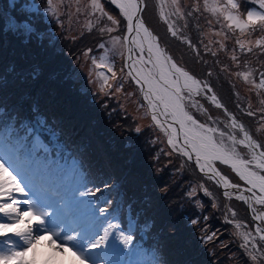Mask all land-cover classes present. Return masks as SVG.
<instances>
[{
  "label": "rangeland",
  "instance_id": "rangeland-1",
  "mask_svg": "<svg viewBox=\"0 0 264 264\" xmlns=\"http://www.w3.org/2000/svg\"><path fill=\"white\" fill-rule=\"evenodd\" d=\"M8 2L10 5H7L4 0H0V16L4 19L5 31H11L10 40L4 44L9 53L0 57V75L6 77V79L12 77V84L8 86L36 80L44 85L45 77L41 73L34 71L33 64L30 66L27 64L34 62L35 59H43L41 54L43 46L46 44L50 45L53 42L51 48L57 50L58 61H54L52 66L57 63L56 71L58 75L61 78L66 76L68 83L71 84L68 91L72 92L74 90L72 94H69L72 106L67 109L76 116L85 117L82 123H87L86 127L98 141L97 145L100 143L113 159V170L111 175L108 174V178L114 176L119 166L128 168L132 164V161L127 158V154L131 152V148L133 149L136 173L129 176L133 184L128 185L124 182L128 198L133 193H141L145 187H148L153 182L157 166L152 165L150 161H145L140 167L138 164L140 159H135L136 151L142 147L148 153L150 146L153 147L151 150L153 158H157L160 162L169 163V169L166 170V173L171 181L178 176L180 179L190 182V184H202L210 188L209 193L201 186L193 189L192 186H189L186 190H194L198 194L202 196L204 194V197L210 198L216 196L213 189L218 188L220 195L228 199L237 200L235 197L240 194L241 190L247 188V185L239 179L230 166L222 165L218 161L214 162L213 166L223 176L229 179L232 184L239 185V188L225 189L222 183H218L216 179H209V176L199 170L194 156L189 159L168 144V133L165 131L164 118L159 113H156L159 123L163 126H158V121L152 119L155 109L150 107L144 99V92L137 83L134 71H131V63L127 61L128 45L126 40L128 38L125 39V35L127 36L128 33L127 21L110 0H98L99 9L93 7V0H51L50 5L48 0H8ZM142 2L143 7L140 17L144 26L155 36L157 46L159 44L165 55L170 56L178 67L199 80L201 86L207 84L212 89L211 92H206L203 96H195L191 101L186 100L184 110L189 115H192L198 123L224 131L225 137L223 139L228 147H232L228 136L234 135L237 140L243 139L244 135L239 130L240 126L257 144L264 145V89H260V94L258 90L252 93L255 85L259 83L254 78V67H246L244 64L236 67L229 64L224 57L219 56V59L224 62V69L222 70L224 74L233 73L238 75L250 72L249 80L245 81L243 76L239 75L237 83L227 85L218 78L203 77L204 72L208 73L210 71L206 57L211 55L210 51L212 49L216 50L219 44L223 43L226 39L225 32H231V39H226L223 45L232 42L233 35L240 32L238 30L229 31L224 26L223 21L219 23L220 20L218 21V19L220 16H214L205 9V0H176L175 4L172 3V0H142ZM218 2L223 4L225 1L218 0ZM238 2L241 7L247 8V0H238ZM208 3H213V0H208ZM14 5V13L19 16L12 14L10 6ZM109 6L116 11V15L113 18L116 21L115 24L108 19V16L112 17L107 11ZM161 11L164 12L168 21L178 30V37H173L168 31V24L160 18ZM238 12L242 17L245 16L243 11L238 10ZM188 13L192 16V22ZM31 14L33 15L32 19L26 17L28 15L31 18ZM87 32L95 35H103L105 33L106 37L94 49L83 50L84 52L75 56L69 63L64 56H61L57 47L58 42L64 41L72 45L73 38L79 36L78 34ZM217 33L222 34L217 35ZM195 34H198L201 38H196ZM237 36L239 35H235V39ZM261 36L262 34L256 31L250 36L245 34L242 41L245 45H248L249 42L255 43ZM186 39L190 40L194 48L182 42ZM212 43L215 44L212 45ZM133 49L135 57L140 58L143 55L146 60L148 59L146 51L140 53L135 47ZM251 53H254L251 56L254 59L261 58L263 63L254 66L260 67L264 72V49L255 44V48ZM220 54L228 56V53ZM145 64L151 68V64ZM15 65L21 66V68L13 71ZM4 67H7V71H3ZM109 68L112 71H109ZM20 76L25 78L22 80ZM56 83L58 86L67 87L65 83ZM88 91L89 103L92 106L95 105V118L90 115V106L86 103L85 95H87ZM184 95L187 96V93H184ZM211 95L216 96L222 105L221 108L215 107L205 98ZM258 95H260L259 100H254V97ZM192 102L202 106V109L192 107ZM249 111L253 112L254 115H248ZM110 113L114 114L116 119L110 124L114 131L111 136H108L110 133L105 132L106 119H104V115L109 117ZM127 113H130L131 117L126 116ZM230 114L236 120H239L237 123L238 126L240 125L239 127L235 129L230 127L231 121L228 119ZM244 114L252 122L247 120ZM169 121H171V118H169L168 123ZM226 124L229 127H225ZM122 127L129 129L132 134L140 133L134 138L136 139V145L130 146L128 143L123 142V135L120 130ZM137 129L140 131H137ZM148 131L149 134L145 138ZM142 134L144 135L143 137ZM216 139L219 141L221 138L217 135ZM179 144H183L182 138L179 140ZM235 147L241 159H251L249 149L240 144ZM261 149L264 151V147ZM97 151L100 153L99 148H97ZM37 154H41V159L35 162L36 156H34L31 166L34 171L39 169L44 172L38 173L36 178H34L32 173L26 172L27 175L22 178L17 171L19 164L15 166L11 173L20 181L24 191L19 196L13 195L12 199L20 201L19 207L22 211L31 208L36 214L43 217L44 223L34 226V234H39L41 229L46 230L62 243L69 244L71 248L83 257V261H79L69 255L67 264H96L99 254L90 253L88 249V245L94 239V235L82 230L72 213L87 214L89 211L87 209L88 204L83 201L80 194L85 196V190L105 188L110 179L106 178L104 172H102L99 179L95 180L91 172L85 167L70 182V176L63 178V189L58 186V182L52 181L53 171L51 174L46 172L49 165L47 157L43 159L41 151L37 152ZM138 170L140 171L137 172ZM86 174L90 175L86 176ZM261 174L264 175V172H261ZM31 186L35 188V193L33 194L29 193ZM137 187H139L138 190L136 189ZM225 191L229 193L228 196H225ZM243 194L246 197L251 195L247 191H244ZM96 200H100L99 197ZM201 200L202 203L208 205L211 209L198 208L196 210L194 205L197 203V199H184L182 218L187 223H191L190 221L193 218L199 221L194 226L202 238L201 243L207 253L213 254L209 240L213 239L217 246H221L217 250L218 253L214 254L213 260L220 264H224L227 261L235 264H264V240L260 239L261 236H264V225L262 221L252 219L255 214L261 213L260 208L258 209L252 202L251 207L256 209V213H254L248 204L237 200L243 202L246 207V219L245 213L240 216V213L232 209L214 208L206 200ZM103 204H101L99 209ZM262 209L264 211V205H262ZM164 212L168 215L170 213L169 210ZM213 213L217 216H223L228 224L234 223L238 226L246 227L245 231H241L240 227L232 229L229 225L228 227L222 226L219 229H214L215 225L210 223V217ZM4 215L7 217H2L4 220L0 221V223H11L18 218L14 214ZM136 216L147 218L151 214L143 213V209H141L136 212ZM91 217L94 218L95 214L91 215ZM174 217L175 221L170 223V225H177L182 222L181 217L177 215ZM205 217H207V221H205ZM219 225L221 226V220H219ZM258 228L261 229L259 233L257 232ZM193 229L194 227L189 230L193 231ZM100 233L101 231H95V234ZM175 233L182 232L176 229ZM249 235L256 239L261 246L244 247L247 244L245 237L248 238ZM227 236L229 237L228 239H223ZM7 238L14 240L15 246L21 247L24 246L27 239L26 237L15 236ZM172 244L169 243V245L175 246L172 252H180L182 253L181 257L185 256L183 252L187 247L184 244L183 236L177 237L176 244ZM254 245H257V243H254ZM164 250L167 253L158 264H179V259L175 261L174 257L167 251L168 249L164 248ZM38 251H43V249ZM220 253L224 262L219 255ZM36 255L43 256L44 254L38 252Z\"/></svg>",
  "mask_w": 264,
  "mask_h": 264
},
{
  "label": "trees",
  "instance_id": "trees-1",
  "mask_svg": "<svg viewBox=\"0 0 264 264\" xmlns=\"http://www.w3.org/2000/svg\"><path fill=\"white\" fill-rule=\"evenodd\" d=\"M4 1L7 5H10L8 0ZM236 2L239 5L238 10L243 11L245 15L248 10L256 8V5L251 0H247V8L241 7L238 0ZM10 7L12 14L19 16L14 13L15 5ZM107 11L114 18L116 15L114 8L109 6ZM30 16L31 18L26 15L27 18L32 19L33 15L31 14ZM188 16L192 22V16L189 13ZM218 21L219 23L223 21L222 17ZM223 23L225 24L224 21ZM10 34V30L5 31L4 19L0 16V57L9 53L4 44L10 40ZM230 34L231 32H225L226 39H231ZM78 35L76 38H73L72 45L64 41L58 42L57 47L61 56H64L69 63L75 56L84 52L83 50L94 49L106 37L105 33L103 35H95L87 32ZM235 35L239 36L235 39ZM195 37L201 38L198 34H195ZM244 37L245 34H234L233 41L224 45L223 48H221V44L226 39L223 43L215 42L220 44L216 50L212 49L210 51L211 55L206 57L210 71L208 73L204 72L203 77L211 76L218 78L227 85L238 82L237 79L240 74H224L222 72L224 62L219 59V56H222L227 59L229 64L236 67H239L241 64H244L246 67H254V78L259 81L262 78L260 73L263 71L260 67H255L254 65H259L263 62L261 58L254 59L251 57L254 54L251 51L255 48V43L249 42L245 49L241 50L237 41H242ZM215 43H212V45ZM52 44L53 42L50 45L46 44L43 46L41 53L43 59H35L34 62L27 64L28 66L33 64L34 71L41 73L45 77L44 85L36 80L34 82H22L17 85L8 86L12 84V77L6 79V77L0 75V155L3 156L5 161H9L10 159L13 162L17 158L15 154L19 152L22 162H31L34 156H36L35 162H37L41 159V154H37V152L41 151L43 159L48 156L49 158H54L53 161L57 168V173L54 174L56 178H59L62 174H65L64 178L67 176L72 178L85 167L91 172L95 180L99 179L102 172L108 178V174L111 175L113 170L114 161L100 143L97 145L98 141L86 127L87 123H82L85 117L76 116L67 109L72 106L69 94H72L74 90L72 92L68 91L71 84L68 83L66 76L61 78L58 75L56 71L57 63L55 66H52L54 61H58V52L51 48ZM251 46L253 47L249 51L248 48ZM212 53H215V55ZM220 53H228V56L221 55ZM234 55L236 57L235 61L232 59ZM20 68L21 66L15 65L13 71H17ZM3 71H7V67H4ZM24 78V76H20V79L23 80ZM56 82L65 83L67 87L58 86ZM257 90L260 94V89L256 87L252 90V93H255ZM87 95H85V98L87 105L90 106L89 113L95 118V105H90L88 100L89 91ZM259 98L260 95L254 97V100H259ZM244 115L247 120L252 122L246 114ZM104 116V119H106L105 132L110 133L108 136H111L114 130L110 127V124L116 117L111 113L109 117L108 115ZM126 116L131 117V114L127 113ZM120 130L122 131L124 143H128L130 146L136 145V139L134 138L140 133L132 134L129 129L124 127ZM33 132H38L50 144V152L43 150L32 140L31 135ZM148 134L149 131L145 135V138ZM97 148H99L100 153H98ZM152 149L153 147L150 146L149 152L146 153V149L141 147L135 153V159H140L138 160L140 167H142L145 161H150L152 165L157 166L152 184L145 187L141 193H133L128 198V192L124 185V182L128 185L133 184L129 176L136 173V169H134L136 161L134 160L133 149L131 148V152L127 154V158L132 161V164L128 168L119 166L114 176L108 178L110 180L105 188L99 189L95 195H88L87 193L90 190H85V197L81 196L83 200H86L88 207L92 208L91 212L97 214V222L94 223L97 229L103 232L110 226H114L110 234L114 235V238L111 240L110 237L109 243H118L120 246V258L115 259L114 263L158 264L166 255L167 252L164 250L166 248L175 261L179 259V264H220L213 259L214 254L218 253L217 250L221 246H217L216 242L211 239L208 242L213 249V254L207 253L204 250V245L201 243L202 238L195 226L187 223L182 218L184 199H197V203L194 205L196 210L198 208L211 209L208 205L202 203L201 199H204L214 208L232 209L240 213V216L244 213L246 215L244 203L220 195L218 188V190L213 189L216 196L210 198H206L204 194L202 196L194 190H186L189 186H192V189L201 186L209 193L210 188L202 184H190V182L184 181V179H180L178 176L171 181L166 173V170L169 169V163L160 162L157 158H153L151 155ZM88 175L90 174H86V176ZM136 189L138 190L139 187ZM149 194H151L150 197ZM97 197L100 200H96ZM101 204L103 206L99 209ZM255 206L258 209L260 208L261 213H264L262 205L255 204ZM102 208L105 211H101ZM141 209H143V213L151 214V216L147 218L137 217L136 212ZM165 210L170 211L169 215L165 214ZM176 215L181 217L182 222L177 225H170V223L175 221L174 216ZM219 220H221V226L219 225ZM210 223L211 225H215L214 229H219L222 226L228 227V225L232 229L240 227V230L243 232L246 229L242 225L228 224L223 216H217L215 213L211 215ZM262 224L264 225V221H262ZM192 227L194 229L190 231L189 229ZM176 229L182 233H175ZM121 236L125 237L126 242L120 239ZM179 236H183L184 244L187 247L183 252L185 253L183 257H181L182 253L180 252H172L175 246L169 245V243H173L172 245L176 244V238ZM228 238L227 236L223 239ZM254 243H257V245H254ZM11 245L9 242L0 240V248ZM258 246H261L259 242L249 235L247 244L244 247ZM128 249L129 252H127ZM219 255L224 262L222 254L220 253ZM224 264L235 263L227 261Z\"/></svg>",
  "mask_w": 264,
  "mask_h": 264
},
{
  "label": "snow or ice",
  "instance_id": "snow-or-ice-1",
  "mask_svg": "<svg viewBox=\"0 0 264 264\" xmlns=\"http://www.w3.org/2000/svg\"><path fill=\"white\" fill-rule=\"evenodd\" d=\"M110 2L120 10V13L126 19L128 33H135L131 37V43L135 48L140 53H144L145 45L147 46V61L144 60L143 55L137 60H132V57L129 56L133 65L131 71L136 73L137 83L144 92V99L150 107L155 109L152 119L158 121L156 113L163 116L164 122H168L171 118V123L165 129L168 133V144L189 159L194 156L199 170L209 176V179H216L218 183H222L225 189L239 188V185L232 184L213 165L214 162L218 161L222 165L230 166L239 179L247 185V188L241 190L235 198L248 204L251 211L256 213V209L251 207L252 202L264 205V175L261 174V172H264V151H258L264 145L257 144L244 131L243 127H239L234 116H228L231 121L230 127L233 129L239 127V130L244 133V137L237 140L234 135L228 136V140L232 145V147H228L224 143V131L198 123L192 115H189L184 110L185 101H191L195 96H203L206 92H211V87L207 84L201 86L199 80L178 67L172 58L165 55L164 51L157 46L155 37L144 27L143 21L139 19L142 11V0H110ZM251 2L256 5V8L248 10L243 17L238 12L239 5L236 0H225L223 4H220L218 0H213V3L209 4L208 0H205V9L214 16L219 15L222 17L223 21L226 22L224 26L229 31L238 30L242 35L247 34L249 36L253 32L259 31L262 36L255 41V44L264 49V0H251ZM48 3L50 5L51 0H48ZM172 3L175 4L176 0H172ZM93 7L100 8L98 0H93ZM160 18L168 24V31L171 35L178 37V30L168 21L163 11H161ZM108 19L112 20L113 24L116 23L111 16H108ZM141 30H143V36ZM221 34L217 33V35ZM182 42L194 48L190 40L186 39ZM237 42L241 50H244L245 43L240 40ZM223 47L224 45L221 44V48ZM248 50L251 51L250 48ZM131 51L132 49H129V52ZM212 54L215 55V53ZM232 59L236 60L235 55ZM145 63L151 64V68L145 70L143 67ZM109 71H112V69L109 68ZM240 75L247 81L251 73L244 72ZM260 75L262 78L255 87L264 89V72ZM184 93H187V96ZM205 98L215 107H222L215 95L206 96ZM191 106L202 109V106L195 102H192ZM247 114L254 115L251 111ZM174 125H179V128L173 127ZM158 126L163 125L158 121ZM225 127H229V125L226 124ZM137 131L140 130L137 129ZM217 135L221 138L219 141L216 139ZM181 138L183 144H179ZM237 144L249 149L250 160L240 158L235 147ZM23 191L24 189L17 177L9 172V167H6L4 162L0 161V214H14L18 217L11 223H0V240L10 236L27 238L22 248L0 253V260L5 261L6 264H67L70 255L76 260L83 261V257L79 253L71 248L69 244L62 243L52 233L41 229L39 234H34V226L42 225L44 223L43 217L36 214L31 208L22 211L19 207L20 201L12 199L13 195L19 196ZM96 191H99V189L90 190L87 194L95 195ZM244 191L251 193V195L246 197L243 194ZM224 194L225 196L229 195L227 191ZM101 211H105V209L102 208ZM72 215L76 218L82 230L94 235V239L88 245L89 252H98L109 261V264H114V259L120 252L118 243H109V237L114 226H110L100 234H95L94 222L90 214L72 213ZM252 219L264 221V213H257ZM205 221H207V217H205ZM190 222L195 225L199 221L193 218ZM260 231L261 229L258 228L257 232ZM120 239L126 242L125 237L121 236ZM245 239L247 240V237ZM260 239L264 240V236H261ZM39 249H43V251H38ZM38 252L44 255L37 256L36 253Z\"/></svg>",
  "mask_w": 264,
  "mask_h": 264
},
{
  "label": "bare ground",
  "instance_id": "bare-ground-1",
  "mask_svg": "<svg viewBox=\"0 0 264 264\" xmlns=\"http://www.w3.org/2000/svg\"><path fill=\"white\" fill-rule=\"evenodd\" d=\"M143 34V30H141V35ZM135 35V33H132V34H129V36H128V43H127V45H128V55H127V61H129L130 63H131V67H133V65H132V60H137V59H139V57H135V54H134V45L131 43V37L132 36H134ZM143 36V35H142ZM156 43V42H155ZM129 49H132V51L131 52H129ZM145 51H146V53H147V46L145 45ZM127 52V51H126ZM129 56H131L132 57V60H130L129 59ZM147 56H148V54H147ZM144 60L145 61H147L145 58H144ZM137 67H139V65H137ZM143 67L145 68V70H147V69H150L146 64H144L143 65ZM134 74L136 75V73L134 72ZM134 75V76H135ZM136 78V77H135ZM136 80V79H135ZM165 123V127L167 128L168 126H169V124L171 123V121H169V123L168 122H164ZM238 123V122H237ZM240 126V125H239ZM173 127H175V128H179V125H174ZM241 127V126H240ZM245 131V130H244ZM242 134L244 135V133L242 132ZM244 137V136H243ZM39 164V163H38ZM40 166V165H39ZM37 167V166H36ZM89 209H90V207H89ZM92 209V208H91ZM90 209V210H91ZM95 209V208H94ZM93 209V210H94Z\"/></svg>",
  "mask_w": 264,
  "mask_h": 264
},
{
  "label": "water",
  "instance_id": "water-1",
  "mask_svg": "<svg viewBox=\"0 0 264 264\" xmlns=\"http://www.w3.org/2000/svg\"><path fill=\"white\" fill-rule=\"evenodd\" d=\"M141 7H143V2H141ZM141 14V13H140ZM139 19H141V17L139 16ZM142 20V19H141ZM144 27H146V26H144ZM147 28V27H146ZM148 29V28H147ZM148 31L150 32V30L148 29ZM128 36H129V33H127V36L125 35V38L127 37L128 38ZM153 37H155L154 35H153ZM127 41V43H128V40H126ZM158 47L160 48V49H162L160 46H159V44H158ZM229 113V112H228ZM230 116H231V114H230ZM258 151H260L259 149H258Z\"/></svg>",
  "mask_w": 264,
  "mask_h": 264
}]
</instances>
